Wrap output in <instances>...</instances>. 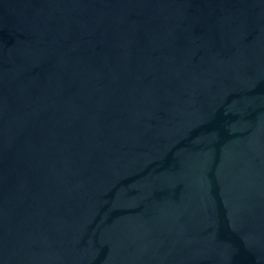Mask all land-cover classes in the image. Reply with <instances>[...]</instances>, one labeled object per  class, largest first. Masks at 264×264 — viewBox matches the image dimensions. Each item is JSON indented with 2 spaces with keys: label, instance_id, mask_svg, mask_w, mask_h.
<instances>
[{
  "label": "water",
  "instance_id": "95a60500",
  "mask_svg": "<svg viewBox=\"0 0 264 264\" xmlns=\"http://www.w3.org/2000/svg\"><path fill=\"white\" fill-rule=\"evenodd\" d=\"M0 264H264V0H0Z\"/></svg>",
  "mask_w": 264,
  "mask_h": 264
}]
</instances>
